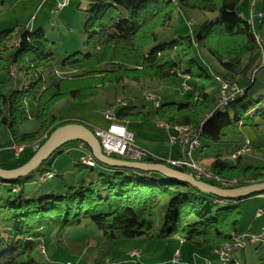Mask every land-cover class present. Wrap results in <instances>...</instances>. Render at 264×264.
Here are the masks:
<instances>
[{
  "label": "trees",
  "instance_id": "16d2710c",
  "mask_svg": "<svg viewBox=\"0 0 264 264\" xmlns=\"http://www.w3.org/2000/svg\"><path fill=\"white\" fill-rule=\"evenodd\" d=\"M88 2L85 51L69 55L60 63L62 71L69 76L46 79L55 55L53 43L44 29L17 26L0 31V128L9 131L13 143L31 145L46 135L40 141V148L54 131L70 124L58 122L52 112L53 107L63 100L84 102L98 98L109 85L138 84L142 80L166 81L178 76L203 85L198 86L197 96L191 97L187 103L160 104L157 108L160 122L201 128V137L209 143L221 142L231 128H256L260 126L259 121L264 122V94L256 99L249 98L255 80L246 74L259 57L263 43L255 24L238 13L243 0ZM176 7L184 12L211 14L214 18L201 23L193 36H180L171 42L157 44L158 30L171 24ZM201 50L212 56L224 72L213 67L209 72L202 66L195 58V52ZM260 65L254 71H258ZM4 76H22V88L4 94L1 91ZM213 78L216 90L210 94L207 86ZM218 78L237 84L243 94L221 106L222 88ZM237 103L239 107L233 112L222 110ZM137 110V107L126 104L116 111V115L120 121L149 118L146 110ZM29 120H36L40 129L35 133H21L20 127ZM76 143L80 142L66 145L26 177L0 179V264H40L34 253L41 246L43 228L62 231L79 227L86 220L103 234L96 264L117 261L115 241L143 237L178 238L198 249L209 248L212 258L215 248L231 242L233 235L240 232L243 200L222 199L158 173L101 164L95 168L87 167L80 163V159L77 163L79 169H89V172L76 183L64 181L63 193L52 191L40 197L25 195V185L35 175L40 177L39 182L61 176L54 173V161L65 148ZM239 148H235L232 156ZM255 149L264 156L262 146ZM204 151L201 147L200 158L213 159L208 169L238 179L239 187L264 182V165L244 167L242 157L230 161L220 153L203 155ZM29 160L16 167L1 162L0 167L14 169ZM146 161L170 166L159 159ZM48 174L53 177L43 181ZM263 247L256 245L262 264ZM244 250L240 253L243 261ZM212 262H217L216 258ZM236 263L231 259L227 264Z\"/></svg>",
  "mask_w": 264,
  "mask_h": 264
},
{
  "label": "rangeland",
  "instance_id": "374dc122",
  "mask_svg": "<svg viewBox=\"0 0 264 264\" xmlns=\"http://www.w3.org/2000/svg\"><path fill=\"white\" fill-rule=\"evenodd\" d=\"M61 4L65 5L58 11ZM88 4V0H0V31L17 26H25L31 30L44 29L47 38L53 43L52 49L55 55V60L49 64L46 79L50 81L53 78L69 76V73L62 71L60 63L69 55L85 51L84 44L88 38L85 32V23L89 18L86 12ZM238 13L243 18L254 21L256 33L263 43L259 57L246 71L247 76L255 80L254 86L249 91V98L256 99L264 94V70L254 71L264 59V18L260 16L261 13H264V0L258 4L256 9H252L249 0H243L238 7ZM213 18L214 16L211 14L199 11L184 12L181 8L176 7L171 24L158 30L157 44L171 42L180 36H193L201 23ZM195 58L209 72L212 67L214 70L224 72L217 61L203 50L195 52ZM245 65H248L247 61H245ZM245 81L247 82V79ZM3 82L1 91L8 95L14 89H21L24 80L22 76L13 78L4 76ZM215 84L214 78L209 81L207 91L210 94H214ZM199 85H203V83L198 84L197 81L184 76L173 77L166 81L142 80L138 84L125 82L120 85L107 86L101 91L98 98L92 100L84 102L71 99L63 100L53 107L52 112L58 122L67 118H75L77 121L85 122L86 127L91 130H107L111 122L106 119V114L108 112L116 113L122 106L120 102L135 106L139 111L146 110L150 114L149 119L147 121L139 119L134 122L138 125L133 123L130 128L132 131H129L134 137L135 131H137L142 138L151 141L150 143L162 144L163 146L158 147L156 151L158 154L163 153L161 157H164V161L168 159L167 156L170 152V132L161 127L163 122L158 119L156 103H187L191 97L197 96ZM149 97H152L153 100H150ZM236 107H239V103L231 104L222 110L233 112ZM259 123L260 126L256 128H231L226 131L227 135L218 143H209L201 137L200 149L204 148L208 155L220 153L228 157L230 161H234L232 153L235 148L250 142L254 149L242 157V165L244 167H262L264 156L255 149L258 146L264 148V122L259 121ZM39 129L40 125L36 120H29L20 127L21 133H35ZM0 130L1 138L5 139L7 129L1 127ZM45 137L46 135H43L42 139ZM40 141L35 143L40 144ZM166 144L168 146H165ZM200 149L196 152L197 157ZM77 152L76 149H71L69 153L66 151L58 155L54 167L56 170L60 169L58 173L61 176H54L45 182H39L40 177L35 175V178L25 185V195L40 197L52 191L59 194L65 190L64 181L78 182L82 176L89 172V169L80 170L75 164V160H79L82 155ZM174 157L179 158L177 152ZM22 159H17L16 162L19 163ZM199 161L203 166L209 168L208 163H205L202 158H199ZM241 209L242 222L239 231L241 234H255L250 226L254 222L258 224L263 220V218L258 219L256 214L259 209H264V198L257 195L245 199L241 203ZM41 232L43 234L41 246L34 253L40 264H96L103 243V234L90 220L84 221L79 227L66 228L62 231L45 227ZM41 247L44 248L45 253L41 252ZM114 250L118 255L114 264H205L206 258L201 260L199 259L200 255L199 258H196L195 251L210 258L209 248L198 249L189 243L181 245L178 238L159 240L143 237L133 240H117L114 243ZM134 253H138V256L133 257ZM178 253L180 258L175 260ZM240 253L241 251H238L232 255V259L237 261L236 264H262L256 245H248L245 248L243 251L244 261L240 258ZM211 260L214 261L215 258L212 257Z\"/></svg>",
  "mask_w": 264,
  "mask_h": 264
},
{
  "label": "built area",
  "instance_id": "2783aa9c",
  "mask_svg": "<svg viewBox=\"0 0 264 264\" xmlns=\"http://www.w3.org/2000/svg\"><path fill=\"white\" fill-rule=\"evenodd\" d=\"M263 0H250L252 9H256L258 4ZM65 4H61L58 7V11L64 7ZM260 16L264 18V13ZM253 24L254 21L251 20ZM264 70V59L259 67V71ZM222 92L219 97V104L221 106L227 105L230 101L234 100L238 95L243 94V90L237 84H230L222 79L218 78ZM186 88H188L186 86ZM153 100L152 97H149ZM122 105H126L125 102H120ZM160 107V102L156 103V108ZM106 119L111 122L107 130L94 129L93 133L99 139L103 152L105 155L117 158L120 160L131 161V162H145L147 159L153 158L146 150L141 148L135 140L134 135L129 131V121H120L117 118L115 112H108ZM161 127L172 132L170 135V142L172 145L178 148L179 158L177 160H171L167 162L170 167L177 170H184L187 173L192 174L197 180L218 186L223 189H234L240 186L238 179H231L221 175L219 172L208 169L203 166L196 156V152L200 149V139L202 135L201 128H195L192 125H172L163 122ZM28 148H32L35 151L39 149V144L34 143L31 145H19L13 143L12 149L15 157H20ZM78 150L81 151L82 156L80 157V163L84 166L95 168L99 165L91 150L86 144L80 142ZM253 151V146L250 142L245 143L242 147L236 150L232 158L243 157ZM52 174L44 176L42 180L52 178ZM261 198H264V192L259 194ZM258 218L264 219V209H259L257 212ZM248 245H262L264 246V222L260 231L256 234H234L232 241L223 244L220 247L214 249L213 254L217 260V264H227L235 252L244 250ZM42 253H45L44 248H40ZM133 257L138 256V253H134ZM180 254L175 256V260H179ZM206 264H214L211 260L206 259ZM114 264V263H109Z\"/></svg>",
  "mask_w": 264,
  "mask_h": 264
},
{
  "label": "water",
  "instance_id": "95a60500",
  "mask_svg": "<svg viewBox=\"0 0 264 264\" xmlns=\"http://www.w3.org/2000/svg\"><path fill=\"white\" fill-rule=\"evenodd\" d=\"M82 142L91 150L97 162L111 168H125L147 173H158L166 178L189 184L200 191L227 200H245L264 192V182L242 186L234 189H223L218 186L197 180L192 174L174 169L163 163L131 162L112 158L104 154L99 139L93 131L82 124L70 123L52 133L43 146L24 165L14 169L0 167V179L15 180L26 177L48 161L66 145Z\"/></svg>",
  "mask_w": 264,
  "mask_h": 264
},
{
  "label": "crops",
  "instance_id": "0c3cea01",
  "mask_svg": "<svg viewBox=\"0 0 264 264\" xmlns=\"http://www.w3.org/2000/svg\"><path fill=\"white\" fill-rule=\"evenodd\" d=\"M249 2H250V0H249ZM189 79V78H188ZM137 111H139V110H137ZM149 119V118H148ZM148 119H145V118H143V119H141V120H148ZM136 121H139V120H130L129 121V124H128V129L130 130V131H132L130 128H131V126L133 125V123L134 122H136ZM61 123H65V122H70V123H77V124H82V125H85L86 123L85 122H83V121H77V119H75V118H67V119H65V120H63V121H60ZM135 125L137 124V123H134ZM138 125V124H137ZM136 125V126H137ZM86 126V125H85ZM7 131V137H5V139L4 138H1V133H0V163L1 162H9V166L10 167H16V166H18V165H20V164H22V163H24V162H26L27 160H29V159H31L32 158V156L35 154V150L34 149H32V148H28L20 157H18V158H16L15 157V154H14V151H13V149H12V145H13V142H12V138H11V135H10V133H9V131L8 130H6ZM0 132H1V130H0ZM37 132V131H36ZM134 132V131H133ZM170 132V131H169ZM24 133H26V132H24ZM135 133H136V135H135V140H136V138H137V140H136V142H137V144H139L140 145V147L141 148H143L144 150H146L151 156H153V158H156V159H159V160H161V161H163V159H164V157H161V155H163V153H160V154H158V152L156 151V149L158 148V147H161V146H163L162 144H160V143H156V144H154V143H150L151 141H148L147 139H145V138H142L140 135H139V133L137 132V131H135ZM147 133H149L148 131H147ZM172 134V132H170V135ZM144 136H146V135H144ZM78 145H79V143H76V144H73V145H70V146H68L67 148H65V150L63 151V153H65L66 151L69 153V151L71 150V149H76L78 152L77 153H81L79 150H78ZM165 146H168V144H166ZM169 150H170V152H169V156H167V160H164V162H168L169 160H177V158L176 157H174V154H175V152H177L178 153V155H179V152H178V148L176 147V146H174V145H170L169 146ZM63 153H61V154H63ZM26 154H28L27 156H26ZM60 154V155H61ZM200 154H201V149H200ZM202 154L203 155H206L207 153H206V151H204V152H202ZM80 156H82V155H80ZM21 158H23L22 160H20L19 161V163H17L16 161H17V159H21ZM80 158V157H79ZM198 158H200V156H198ZM56 159H57V157H56ZM56 159H55V161H54V164H53V169H54V173H58V172H60V169H58V170H56V167H54V165H55V163H56ZM203 161L205 162V163H208V165L210 166V164L212 163V161H213V159L212 158H205V159H203ZM79 162V160L78 159H76L75 160V164L77 165V163ZM256 217H257V214H256ZM258 218V217H257ZM259 219V218H258ZM260 219H262V218H260ZM263 222H264V219L262 220V221H260L258 224H256L257 222H254V224H252L251 226H250V228H251V230L256 234V233H258L259 231H260V229H261V227H262V225H263ZM239 233H241V232H239ZM184 244H186V243H183L182 241H181V245H184ZM194 254H195V257L196 258H199L200 256H201V258H199V259H210V258H207V257H205L206 255H204L203 256V254L201 253V252H194ZM200 255V256H199ZM214 263H216V262H214Z\"/></svg>",
  "mask_w": 264,
  "mask_h": 264
}]
</instances>
